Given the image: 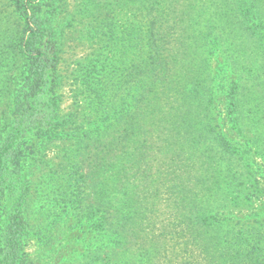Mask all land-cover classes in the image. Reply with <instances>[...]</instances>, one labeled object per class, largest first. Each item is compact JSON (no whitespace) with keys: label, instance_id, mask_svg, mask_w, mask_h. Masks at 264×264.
Listing matches in <instances>:
<instances>
[{"label":"rangeland","instance_id":"rangeland-1","mask_svg":"<svg viewBox=\"0 0 264 264\" xmlns=\"http://www.w3.org/2000/svg\"><path fill=\"white\" fill-rule=\"evenodd\" d=\"M34 19L58 122L19 161L28 264H194L231 186L264 203V0H0V131Z\"/></svg>","mask_w":264,"mask_h":264},{"label":"trees","instance_id":"trees-1","mask_svg":"<svg viewBox=\"0 0 264 264\" xmlns=\"http://www.w3.org/2000/svg\"><path fill=\"white\" fill-rule=\"evenodd\" d=\"M31 21L36 28L23 44L24 74L13 84V93L8 96L9 124L0 131V264H28L25 247L29 228L21 208L28 186L19 161L27 140L34 135L48 140L58 122V103L51 91L55 50L50 35L42 31L40 19ZM151 39L148 43L154 42ZM224 195H232L234 202L214 208L216 219L200 228L194 264H264V203H254V192L243 183L231 186Z\"/></svg>","mask_w":264,"mask_h":264}]
</instances>
